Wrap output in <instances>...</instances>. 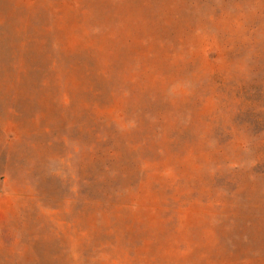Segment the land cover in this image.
Returning a JSON list of instances; mask_svg holds the SVG:
<instances>
[{"label": "rangeland", "instance_id": "374dc122", "mask_svg": "<svg viewBox=\"0 0 264 264\" xmlns=\"http://www.w3.org/2000/svg\"><path fill=\"white\" fill-rule=\"evenodd\" d=\"M0 264H264V0H0Z\"/></svg>", "mask_w": 264, "mask_h": 264}]
</instances>
